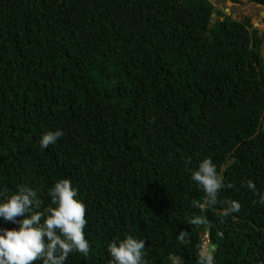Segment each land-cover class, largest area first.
I'll return each mask as SVG.
<instances>
[{"label": "trees", "instance_id": "trees-1", "mask_svg": "<svg viewBox=\"0 0 264 264\" xmlns=\"http://www.w3.org/2000/svg\"><path fill=\"white\" fill-rule=\"evenodd\" d=\"M214 12L210 0H0V192L31 187L48 206L71 180L91 250L66 264H109L126 235L146 241L144 264H198L205 232L215 264H264V205L246 187L264 193L263 37L221 9L210 28ZM206 158L224 187L198 209L190 170ZM230 200L242 207L225 215Z\"/></svg>", "mask_w": 264, "mask_h": 264}, {"label": "clouds", "instance_id": "clouds-1", "mask_svg": "<svg viewBox=\"0 0 264 264\" xmlns=\"http://www.w3.org/2000/svg\"><path fill=\"white\" fill-rule=\"evenodd\" d=\"M212 4L216 6L213 1ZM62 136L60 130L48 132L42 136L40 145L47 149ZM187 163L190 164L191 160ZM190 173L191 180L204 193L203 203L193 200V207L204 209L216 205L224 180L212 159L200 161L197 169L190 170ZM246 187L259 197L258 203L264 205V193L257 191L255 183L248 180ZM78 193L69 179L55 182L48 190L51 200L48 206L43 205L38 192L31 187H20L11 195L6 191L0 192V219L18 225L13 229L0 228V264H37L38 261L40 264H66L69 255L76 252L87 257L91 249L85 237L86 205L77 199ZM225 203V215L241 210L242 206L237 201ZM20 217L23 219H18ZM189 223L199 226L204 220L194 217ZM187 237L186 231H180L177 240L186 244L189 242ZM205 239L209 240L208 247L203 245ZM145 247L146 241L133 235L114 239L107 246L109 264H144ZM214 249L209 233H202L198 264H215Z\"/></svg>", "mask_w": 264, "mask_h": 264}, {"label": "rangeland", "instance_id": "rangeland-1", "mask_svg": "<svg viewBox=\"0 0 264 264\" xmlns=\"http://www.w3.org/2000/svg\"><path fill=\"white\" fill-rule=\"evenodd\" d=\"M219 6L224 13L237 21H243L250 18L252 26L259 30L260 35L263 37L261 54L264 58V7L258 6L249 2L248 0H240L241 3H233L230 0H210Z\"/></svg>", "mask_w": 264, "mask_h": 264}, {"label": "water", "instance_id": "water-1", "mask_svg": "<svg viewBox=\"0 0 264 264\" xmlns=\"http://www.w3.org/2000/svg\"><path fill=\"white\" fill-rule=\"evenodd\" d=\"M218 9H219V7L216 5L215 7H214V13L212 14V22H211V24H210V28H212L213 27V25L216 23V17H217V14H216V11H218Z\"/></svg>", "mask_w": 264, "mask_h": 264}, {"label": "built area", "instance_id": "built-area-1", "mask_svg": "<svg viewBox=\"0 0 264 264\" xmlns=\"http://www.w3.org/2000/svg\"><path fill=\"white\" fill-rule=\"evenodd\" d=\"M203 245H206L208 247L209 245V240L208 239H205L204 242H203Z\"/></svg>", "mask_w": 264, "mask_h": 264}]
</instances>
